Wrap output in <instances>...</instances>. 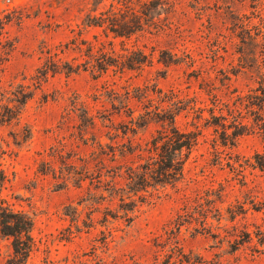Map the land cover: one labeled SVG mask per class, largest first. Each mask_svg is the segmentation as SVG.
Instances as JSON below:
<instances>
[{"label":"rangeland","instance_id":"obj_1","mask_svg":"<svg viewBox=\"0 0 264 264\" xmlns=\"http://www.w3.org/2000/svg\"><path fill=\"white\" fill-rule=\"evenodd\" d=\"M0 173L27 264H264V0H0Z\"/></svg>","mask_w":264,"mask_h":264},{"label":"trees","instance_id":"obj_2","mask_svg":"<svg viewBox=\"0 0 264 264\" xmlns=\"http://www.w3.org/2000/svg\"><path fill=\"white\" fill-rule=\"evenodd\" d=\"M135 15V14H134ZM110 22V26H116V21L106 18L103 24ZM113 31V30H111ZM171 126L169 129L158 132L152 140V150L148 159L146 173L142 174V181L152 180L163 185H172L183 174V166L177 157L183 151L188 153L196 144V137L191 133L182 132L175 126L174 117L168 118ZM150 172V174H149ZM4 181V175L0 173V183ZM33 219L24 212L15 211L1 198L0 192V234L11 240L13 254L6 264H27L33 250Z\"/></svg>","mask_w":264,"mask_h":264}]
</instances>
